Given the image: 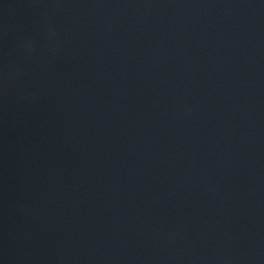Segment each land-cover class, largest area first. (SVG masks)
Here are the masks:
<instances>
[{"label":"water","instance_id":"1","mask_svg":"<svg viewBox=\"0 0 264 264\" xmlns=\"http://www.w3.org/2000/svg\"><path fill=\"white\" fill-rule=\"evenodd\" d=\"M0 264H264V0H0Z\"/></svg>","mask_w":264,"mask_h":264}]
</instances>
